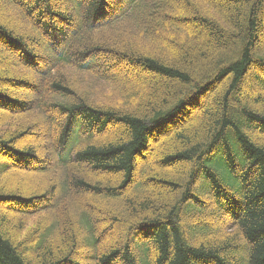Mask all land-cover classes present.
<instances>
[{"label": "trees", "instance_id": "trees-1", "mask_svg": "<svg viewBox=\"0 0 264 264\" xmlns=\"http://www.w3.org/2000/svg\"><path fill=\"white\" fill-rule=\"evenodd\" d=\"M263 94L264 0H0V264H264Z\"/></svg>", "mask_w": 264, "mask_h": 264}, {"label": "rangeland", "instance_id": "rangeland-1", "mask_svg": "<svg viewBox=\"0 0 264 264\" xmlns=\"http://www.w3.org/2000/svg\"><path fill=\"white\" fill-rule=\"evenodd\" d=\"M187 15H189V18H192L194 15L192 14V13H188ZM50 20V24H52V25H60L61 27H63L64 25L63 24H60L59 23V21H58V19L56 20V18H49ZM52 19V20H51ZM54 19V20H53ZM52 21V22H51ZM55 21H58L57 23L55 22ZM132 30H135V28H130V29H128V31H127V33L128 32H130V31H132ZM140 32H141V30H137V31H134L130 36H126V39H124V40H128V41H132L133 40V38H135V42H137V41H139L140 39L141 40H143L142 38H141V35H140ZM145 41V40H144ZM181 44H183V46H184V43H181ZM209 71L208 70H203L202 72L201 71H196V72H194V77L196 78V79H198V78H200V77H204L205 75H208L209 73H208ZM255 75V74H254ZM254 75L253 76H251V77H249L248 78V80H247V83L248 84H250V86L252 87V88H254V89H257V87H256V84L258 83L255 79H254ZM133 76H135L134 74H133ZM136 77V80H137V78H139L140 76H135ZM85 80V79H84ZM97 82V81H96ZM137 82V85H138V87H139V91H140V93H139V97H138V100H136V102H141L142 100H147L148 99V97H149V95H159L160 94V92H158L157 90V88H154V87H152L150 84H148V82H146L143 78H140V81L139 80H137L136 81ZM110 86H111V83H109V82H107V81H103V82H97V84L96 85H93V86H90V85H85V86H83V87H81V89H84V88H90V90L94 93L95 92V97L99 100V101H102V102H105L106 101V99L107 98H109L108 96H110L111 95V91H110ZM250 86H247L249 89H251L250 88ZM243 91L245 90V89H247V88H241ZM253 89V90H254ZM22 94H24V92H21ZM172 93H174V91L172 92ZM264 95V94H263ZM180 97L181 95H180V93H179V91L174 95V96H172L173 98L174 97ZM170 99L171 101H170V107H172L173 106V104H174V99ZM186 98V97H185ZM169 106V105H168ZM199 123V122H198ZM198 126L199 125H196V124H193V125H191V127L188 129V130H193V129H196V128H198ZM45 132H43V134H44ZM106 133L107 134H111L112 132L110 131V130H106ZM25 143V142H24ZM31 143H34L33 141H31ZM163 144H165V142L163 143ZM154 148V147H153ZM155 148H157V146H155ZM154 153V155L156 154L157 155V152L155 151V152H153ZM218 166L222 169V162H219L218 163ZM171 176V175H170ZM198 188V190L200 189V186L198 185L197 186ZM197 189H196V191H197ZM209 196H207V199L209 200ZM203 199L205 200V196L203 197ZM211 212H216V209H215V207L214 206H211ZM69 214H71V212L69 213ZM189 215V213L187 212V210H184V213H183V220H185L186 219V223H189V217L187 218V216ZM194 215H196L195 216V221L196 220H198V218H201V219H203V221H209L210 219V215L207 213V212H198V213H195ZM193 216V215H192ZM192 216H190V217H192ZM199 216H201V217H199ZM12 218V217H11ZM212 219V218H211ZM72 221V220H71ZM102 227V226H101ZM101 229V228H100ZM121 233V231L119 230V229H113L112 230V233H110V236H111V239L113 238V239H115L119 234ZM108 243L109 242H107V245H108ZM135 250H138L137 248H135Z\"/></svg>", "mask_w": 264, "mask_h": 264}]
</instances>
